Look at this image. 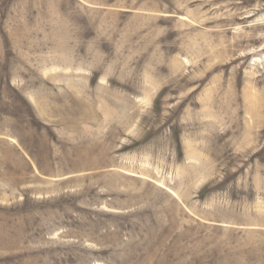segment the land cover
<instances>
[{
    "label": "rangeland",
    "instance_id": "rangeland-1",
    "mask_svg": "<svg viewBox=\"0 0 264 264\" xmlns=\"http://www.w3.org/2000/svg\"><path fill=\"white\" fill-rule=\"evenodd\" d=\"M0 264H264V0H0Z\"/></svg>",
    "mask_w": 264,
    "mask_h": 264
}]
</instances>
